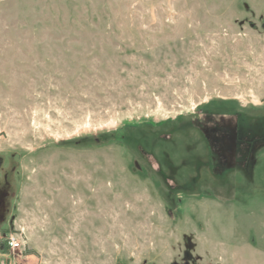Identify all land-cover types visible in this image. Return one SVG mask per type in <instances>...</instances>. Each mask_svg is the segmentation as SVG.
<instances>
[{"label": "rangeland", "instance_id": "rangeland-1", "mask_svg": "<svg viewBox=\"0 0 264 264\" xmlns=\"http://www.w3.org/2000/svg\"><path fill=\"white\" fill-rule=\"evenodd\" d=\"M5 233L0 264H264V0H0Z\"/></svg>", "mask_w": 264, "mask_h": 264}, {"label": "trees", "instance_id": "trees-1", "mask_svg": "<svg viewBox=\"0 0 264 264\" xmlns=\"http://www.w3.org/2000/svg\"><path fill=\"white\" fill-rule=\"evenodd\" d=\"M208 114H212V113L209 112ZM187 126H189V125H186V127ZM184 129H186V128L182 127V130H184ZM188 129H190V128L188 127ZM225 129L227 132H229V127L225 128ZM228 136H229V134H227V136H225V137H228ZM201 137H203V136L201 135ZM228 152H229V146H227V147L222 146L219 150H209V153H207V154L211 155V157H210L211 160L210 161L207 160L206 164H203L205 166H203V165L200 166L199 164L198 165L200 166V168L206 167L212 174H214V176L220 177V179L225 178L226 175L228 174L229 168H231V166L228 165V161H226V163L223 164V161L221 162V160H222V158H223V160H224V158L226 159ZM195 167L196 166H194V168ZM237 167H238V164L235 162L233 168H234V171L236 170L235 171L236 174H238V171L236 169ZM238 175H240V174H238ZM246 175H248V174H246ZM238 178H239L238 184H240V185L243 184L242 176L240 175V177L238 176ZM236 179H237V175H236ZM236 193L244 196V194H242L239 191H236ZM3 248H4V246H3ZM5 249H6V247H5Z\"/></svg>", "mask_w": 264, "mask_h": 264}, {"label": "built area", "instance_id": "built-area-1", "mask_svg": "<svg viewBox=\"0 0 264 264\" xmlns=\"http://www.w3.org/2000/svg\"><path fill=\"white\" fill-rule=\"evenodd\" d=\"M1 245L10 250L21 249L23 247V240L17 234H4L0 239Z\"/></svg>", "mask_w": 264, "mask_h": 264}, {"label": "flooded vegetation", "instance_id": "flooded-vegetation-1", "mask_svg": "<svg viewBox=\"0 0 264 264\" xmlns=\"http://www.w3.org/2000/svg\"><path fill=\"white\" fill-rule=\"evenodd\" d=\"M3 247V246H2ZM184 264H187V263H184Z\"/></svg>", "mask_w": 264, "mask_h": 264}]
</instances>
